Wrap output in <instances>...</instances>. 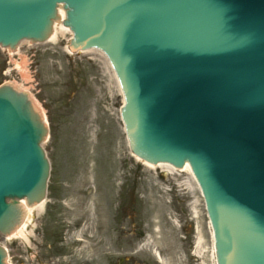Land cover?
Returning a JSON list of instances; mask_svg holds the SVG:
<instances>
[{
	"label": "water",
	"instance_id": "95a60500",
	"mask_svg": "<svg viewBox=\"0 0 264 264\" xmlns=\"http://www.w3.org/2000/svg\"><path fill=\"white\" fill-rule=\"evenodd\" d=\"M61 5L70 49L102 50L117 74L132 151L191 165L218 263L264 264V0H0V44L45 41ZM48 133L29 94L1 85L4 235L24 216L21 199L47 195Z\"/></svg>",
	"mask_w": 264,
	"mask_h": 264
},
{
	"label": "rangeland",
	"instance_id": "374dc122",
	"mask_svg": "<svg viewBox=\"0 0 264 264\" xmlns=\"http://www.w3.org/2000/svg\"><path fill=\"white\" fill-rule=\"evenodd\" d=\"M71 38L0 47V84L28 90L51 128L48 199L5 239L10 264H217L192 174L132 155L114 71L99 50L68 51ZM83 205L97 217L90 227Z\"/></svg>",
	"mask_w": 264,
	"mask_h": 264
},
{
	"label": "bare ground",
	"instance_id": "6f19581e",
	"mask_svg": "<svg viewBox=\"0 0 264 264\" xmlns=\"http://www.w3.org/2000/svg\"><path fill=\"white\" fill-rule=\"evenodd\" d=\"M62 7V6H60ZM62 14L65 15L64 13V10L62 11ZM66 31H70V29L65 26L62 22V20H60L55 26H54V29L52 31V34H51V37L49 39L48 42H52V41H55L56 39H58V37L60 35H63L66 33ZM25 42V41H22L21 44ZM21 44H19L18 48H16L15 50H11L10 48H8V50L10 49L11 53L12 52H16ZM91 50H97V49H88L86 50L85 52H89ZM17 53V52H16ZM25 59H24V63H23V66L25 67ZM24 74L25 75H28V72L26 70H24ZM27 78H29L27 76ZM121 90V89H120ZM37 107L39 108V106L37 105ZM40 110L42 111V109L40 108ZM91 125V121L89 122V126ZM94 135V133H93ZM133 154V153H132ZM134 155V154H133ZM135 156V155H134ZM136 158L140 159L138 156H135ZM144 163H146L147 165L149 166H162V167H165L167 170L169 171H172L174 169V167L170 164H167V163H158V164H152V163H149V162H146V161H143ZM180 170L182 171H185V170H188L191 172V168H190V165L189 164H186L185 167L181 168ZM22 205L25 207L26 209V215H25V218L22 222V224L15 230V232L13 234H24L25 232V227L27 226V222H28V218L30 216V213L34 210V209H37V210H41L43 207H44V202H41L37 205H34V206H29L27 204V202L25 200L22 201ZM83 214L86 215L89 219V227L92 226L93 222L97 220V217L95 216V214L93 212H91V209L89 208L88 205H83ZM83 229L81 230V233H82ZM14 236V235H13ZM200 242H201V238L199 237L198 238V241H197V247L199 248L200 246ZM214 257H215V253H214Z\"/></svg>",
	"mask_w": 264,
	"mask_h": 264
},
{
	"label": "flooded vegetation",
	"instance_id": "af4514ba",
	"mask_svg": "<svg viewBox=\"0 0 264 264\" xmlns=\"http://www.w3.org/2000/svg\"><path fill=\"white\" fill-rule=\"evenodd\" d=\"M21 264H23V262Z\"/></svg>",
	"mask_w": 264,
	"mask_h": 264
}]
</instances>
